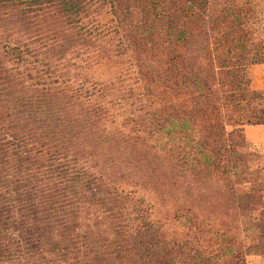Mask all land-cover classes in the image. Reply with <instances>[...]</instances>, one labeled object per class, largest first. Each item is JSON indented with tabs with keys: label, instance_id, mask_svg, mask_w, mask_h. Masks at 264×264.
Masks as SVG:
<instances>
[{
	"label": "trees",
	"instance_id": "trees-1",
	"mask_svg": "<svg viewBox=\"0 0 264 264\" xmlns=\"http://www.w3.org/2000/svg\"><path fill=\"white\" fill-rule=\"evenodd\" d=\"M253 15L250 0H0V264L263 254L262 199L177 200L158 218L148 194L162 205L181 181L261 175L241 129L264 124L246 73L264 64ZM216 208L261 244L221 231Z\"/></svg>",
	"mask_w": 264,
	"mask_h": 264
},
{
	"label": "rangeland",
	"instance_id": "rangeland-1",
	"mask_svg": "<svg viewBox=\"0 0 264 264\" xmlns=\"http://www.w3.org/2000/svg\"><path fill=\"white\" fill-rule=\"evenodd\" d=\"M252 11L251 23L249 30L251 32L252 39L257 42L264 35V0H250ZM104 71L97 70L95 76L104 77ZM246 73L251 78L250 90L261 93L264 95V64L261 65H247ZM242 129V137L245 143L249 147L250 153L257 162L251 167V170H259L261 174L254 180L248 179H231V182L224 183L221 180L215 181H199L191 182L189 180L181 181L173 186L163 189L166 193L167 200L164 204H160L159 196L148 192L149 196L154 200L155 216L164 217L165 215L172 216L174 214V201L189 200L191 198H210L218 200L216 203L220 206L226 203V200L231 199L236 192L244 193L249 197L256 199H262L264 203V124H244ZM258 175V174H257ZM169 185L170 182H167ZM229 185V186H227ZM207 187L206 189L204 187ZM197 214L199 217L206 215L207 210L202 209V206H198ZM257 214V213H256ZM161 215V216H160ZM216 221L218 228L224 231L226 234H233L237 236L239 244L243 248L256 247L261 244L256 238V234L253 233L252 226L242 218L239 214H231L230 211H222L216 208V212L209 214ZM262 226L264 228V217H262ZM170 232L177 235L184 233V230L172 221L168 222ZM247 264H264V253L258 256L251 255L246 258Z\"/></svg>",
	"mask_w": 264,
	"mask_h": 264
}]
</instances>
